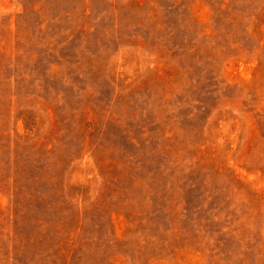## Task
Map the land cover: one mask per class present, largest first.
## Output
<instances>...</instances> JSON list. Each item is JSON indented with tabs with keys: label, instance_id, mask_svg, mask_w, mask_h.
Masks as SVG:
<instances>
[{
	"label": "rangeland",
	"instance_id": "obj_1",
	"mask_svg": "<svg viewBox=\"0 0 264 264\" xmlns=\"http://www.w3.org/2000/svg\"><path fill=\"white\" fill-rule=\"evenodd\" d=\"M0 264H264V0H0Z\"/></svg>",
	"mask_w": 264,
	"mask_h": 264
}]
</instances>
